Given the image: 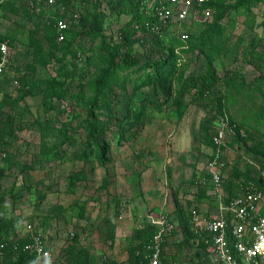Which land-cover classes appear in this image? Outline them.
<instances>
[{"label": "rangeland", "instance_id": "1", "mask_svg": "<svg viewBox=\"0 0 264 264\" xmlns=\"http://www.w3.org/2000/svg\"><path fill=\"white\" fill-rule=\"evenodd\" d=\"M240 1L218 0L217 8L209 15L198 10L184 20L173 16L167 27L169 32L180 35L187 30L191 41L186 45L190 48L177 62L169 93L152 85L132 93V82L128 83V90H115L119 118L129 108L145 106L146 113L141 121L131 119L129 124L133 126L112 147L108 165L100 164L96 155L84 158L91 144L87 135L88 100L94 94V82L107 68L99 42L95 41L93 49L87 42L82 51H77L75 61L73 55L67 57L73 66L77 64L78 75L66 100L48 94L47 87L65 77L56 61L42 58L51 40L60 35L58 22L65 19L69 27L78 29L88 19L86 13L93 9L95 0H15L8 11L0 14L4 29L21 30L0 74V131L8 142L9 154L0 162V169L6 170L0 176V223L9 237L27 236L30 226L43 232L52 256L36 260L35 264H64L63 252L74 244L88 250L93 264H128V247L137 230L146 224L155 225L163 214L177 224L168 246L169 251L177 253L173 262L208 264V250L203 257L197 254L196 244H181V226L174 211L181 203L187 213L193 208L206 215L216 213L217 200L199 195V185L208 177L212 158L222 159L218 171L225 178L231 176L233 167L260 178L264 168V124L263 119L256 121L257 116L264 115V97L254 90L259 75L264 74V0H256L251 8H234ZM145 10L151 12V5H146ZM125 15L116 11L107 17L108 34L116 33L128 22ZM218 15L223 18L221 35H216L206 52L217 56L219 77L208 89L201 77L206 60L199 35ZM161 39L151 35L149 42L138 44L137 48L146 59L157 58L165 50L166 39ZM88 57L95 58L97 64H87V81L82 87ZM28 82L35 87L31 88ZM205 90H209L208 96L202 97ZM82 93L84 99L79 97ZM217 99L222 101L228 116L245 122L251 134L259 130L262 135L253 140L228 134L223 150L210 146L202 126L214 113V130L219 128L224 116L218 113ZM46 121L54 126L46 135L49 144L65 138L63 126L70 140L51 160L22 172L23 163L34 162L35 154L41 150V127ZM79 171L87 177L72 185L71 174ZM177 190L179 197L174 194Z\"/></svg>", "mask_w": 264, "mask_h": 264}, {"label": "trees", "instance_id": "2", "mask_svg": "<svg viewBox=\"0 0 264 264\" xmlns=\"http://www.w3.org/2000/svg\"><path fill=\"white\" fill-rule=\"evenodd\" d=\"M86 1V0H85ZM150 0H95V4L93 5V9L86 13L88 19L86 22L82 23L78 29L69 27L65 31V39L60 41L58 39V35L56 39L51 40L49 45V50L47 53L43 54L42 58L45 61L52 62L56 61L59 64V72L61 76H64L65 79L63 81L55 82L47 87L48 94H52V97H55L59 100L68 99L71 87L73 86L76 77L78 75V67L76 65H72L71 62L67 61V57L69 55H73L72 61L76 60L77 51H82L81 49L86 45L87 42H91V49L95 45V41L99 42V48L103 51L102 58H104V62L107 65L106 71L103 72L102 76L94 82L93 84V92L90 99L88 100L89 109V117L87 123V131L88 137L91 141V144L86 148L84 158L87 159L92 155H96L100 164L108 165L112 160L110 159L109 153L111 152L112 147L119 143L122 134L126 133V129L128 130L133 124H129L132 122V118L137 121H141V117L145 115L146 108L145 106H140L139 108H129L123 118L118 117V110L115 108V98L118 97L116 95L115 90L117 88L121 90H128V83L132 82V93H136L139 89L143 88L142 86H150L152 85L154 89H160L163 92L169 93L172 88V82L170 78H173L175 75L176 66H178L177 62L181 58L183 52L189 50V46L186 45L187 41H191L189 34V38L187 40H183L181 38V34L170 33L169 28H167L163 35L160 32H157L155 29L157 27L158 19L149 15L145 10V5ZM217 1L213 0L208 4H204L200 7H196L194 13L198 10H205L206 8H211L214 10L217 8ZM256 0H242L233 5L234 8L238 7H247L251 8V5ZM15 0L10 1L8 4L1 5L0 14L4 11H8V6L10 7ZM108 9V10H106ZM121 15H127L129 18L128 22L121 26L119 31L116 33H107V30L110 27L109 21H107V17H109L113 12ZM125 15V16H126ZM83 16H85L83 14ZM221 16H217L216 21L209 25L200 35V49L203 55L205 56V67L201 73V77L207 83V88L212 89L218 80V70L215 65V61L217 56L214 53L206 52V47L213 42L216 35H221ZM2 20H0V26L3 30V39L9 42L10 48L12 45L16 43L20 38H18L21 30L18 28L4 29L3 24H1ZM32 33V31H30ZM187 32V30H186ZM153 35L156 39H166V43L164 45L165 50L163 54L158 55L157 58L149 57L145 58L143 53L139 51L137 48L138 44H143L145 41L149 42V37ZM161 39V40H162ZM164 41V40H162ZM79 49V50H78ZM182 56V57H181ZM95 58L88 57L86 58V66L84 71L82 72V87L85 86L87 81V71L86 67L90 66L93 63L97 64ZM88 64V65H87ZM142 80V81H140ZM258 85L254 88L255 91H259L264 97V74H260L258 77ZM27 83V82H26ZM31 88L36 84L33 82L29 83ZM182 89L189 90V87L183 86ZM209 90H205L202 92L203 95L208 96ZM85 94L82 93L79 95L81 99H84ZM133 95V94H132ZM131 95V96H132ZM218 100V99H217ZM3 101V99H2ZM219 104V112L224 117L228 116V112H226V108L223 107L222 101L218 100ZM229 117V118H228ZM227 119L230 123L237 124V129L240 128L245 129V136H242L240 133L236 136L237 138H247V139H257L262 134L259 130H256V134H251L248 128L245 126V122H239L232 116H228ZM217 118V114H210L208 117V121L206 125L202 126L203 133H205V138L208 141L209 145L219 148L223 150L225 146L223 144L216 145L214 142V135L218 131V127L214 130L215 124H213L214 120ZM10 123H14V119L10 116ZM260 119H263L264 124V115L257 116L256 121L261 122ZM128 124V125H127ZM127 125V128H126ZM54 130V126L49 121H46L42 124V144L41 150L35 154L34 162H25L21 167L22 172H26L32 170L39 163L41 164L45 160H51L54 155H56V151L61 148L62 145L67 143L70 140V134L64 132L65 126H63V130L61 131L65 133V138L61 142H57L55 144H49L46 139V135L50 128ZM111 132L112 136L109 137L107 134ZM4 133L0 131V137L3 139ZM260 135V136H259ZM4 145L7 148L8 142L4 141ZM7 157L4 158L8 159ZM3 160H0L3 161ZM6 172L5 168L2 167L0 169V176H2ZM207 176L211 179L210 173ZM86 175L84 172L79 171L71 174V184L75 185L77 182L83 181L86 179ZM242 179H253L256 181L258 186L264 188V182L259 180L255 176H250L249 174L240 171L237 167H233L231 171V176L224 180L225 184V202L230 198L236 196L240 192V188L242 185ZM177 197H179L180 192L178 190L174 193ZM199 195L201 198L213 197L215 195L214 186L211 183H200L199 185ZM181 205V203H180ZM178 205L176 211H174L175 219L178 221V225L181 231V244L183 246H191L192 244H196L198 246L197 254H201L205 257L204 253H206L208 249V245L205 244L204 240L199 239L197 235L192 231L190 215L192 211H197L196 209H192L188 213L185 212V209ZM119 210V209H118ZM84 206L81 205V214L83 215ZM157 230V227L153 224H146L143 227L137 230V234L135 238L130 242L129 245V258L128 262L130 264H137L141 257L137 256L136 250H141L146 247L147 244L151 242L153 236ZM176 231V230H175ZM174 231V233H175ZM7 229L0 223V237L8 240V247L5 254V257L1 264H35L37 257L35 254H31L28 251L24 250V245L29 241V235L27 236H15L9 237L6 235ZM174 236V234H173ZM172 236V237H173ZM169 243L170 239L167 242L166 249L164 250V264H171L173 260H177V253H172L169 251ZM64 264H93L91 262V258L89 256L88 250L79 247L74 244L70 246L65 252H63ZM128 263V264H129Z\"/></svg>", "mask_w": 264, "mask_h": 264}, {"label": "built area", "instance_id": "3", "mask_svg": "<svg viewBox=\"0 0 264 264\" xmlns=\"http://www.w3.org/2000/svg\"><path fill=\"white\" fill-rule=\"evenodd\" d=\"M12 0H0L1 5L8 4ZM50 3L56 0H46ZM213 0H150L146 5H151L152 11L147 12L158 19L156 31L163 35L170 25L173 16L178 20L186 19L195 8L208 4ZM145 5V7H146ZM206 14L211 13V8H206ZM60 41L65 39V31L68 23L65 19L58 22ZM181 38L185 41L188 34L183 32ZM11 48L9 42L3 39V30L0 26V74L9 62ZM245 136V129H237V124L230 123L227 117L220 119V126L214 135L216 145L223 144L228 134L236 137L238 134ZM8 151L0 137V160L7 157ZM222 159L218 156L212 158L208 171L211 179L206 177L201 183L211 181L214 186V198L218 201L219 212L216 216L206 215L192 211L190 222L192 231L199 239L208 245V264H264V188L256 183V179H242L240 192L225 202L226 179L221 171H218ZM264 182V168L260 178ZM157 230L153 239L145 248L136 250L141 257L137 264H164V250L168 240L173 236L177 228L176 222L167 214H163L155 223ZM29 241L24 245V250L35 254L37 261L48 259L52 256L46 248L44 234L31 226L28 229ZM8 247V240L0 237V264L2 263ZM207 253V252H206ZM176 264V262H171Z\"/></svg>", "mask_w": 264, "mask_h": 264}, {"label": "crops", "instance_id": "4", "mask_svg": "<svg viewBox=\"0 0 264 264\" xmlns=\"http://www.w3.org/2000/svg\"><path fill=\"white\" fill-rule=\"evenodd\" d=\"M218 202V201H217ZM219 205V204H218ZM264 207V206H263ZM219 210V206H218V208H217V210H214V211H216V213H213V212H211V214H210V216H216L217 214H218V211ZM213 214V215H212ZM172 238V237H171ZM170 238V239H171Z\"/></svg>", "mask_w": 264, "mask_h": 264}]
</instances>
